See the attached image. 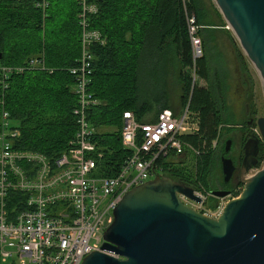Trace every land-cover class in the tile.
I'll return each instance as SVG.
<instances>
[{
	"label": "trees",
	"instance_id": "16d2710c",
	"mask_svg": "<svg viewBox=\"0 0 264 264\" xmlns=\"http://www.w3.org/2000/svg\"><path fill=\"white\" fill-rule=\"evenodd\" d=\"M93 1L98 12L90 18L91 28L107 40L105 46L94 49L90 87L99 104L87 111L103 153L101 176L115 175L130 155L122 144L125 112H132L140 123H155L163 110L177 114L189 105L198 115L199 131L183 136L190 148L183 155L161 160L158 170L180 185L209 195L206 206L215 209L219 202L211 196L215 144L225 128L231 132L242 125L229 105L232 74L238 75L247 93L254 84L248 59L228 24L213 0L210 4L205 0ZM79 14L76 0H50L45 13L32 0H0V67H23L31 58L43 56L53 71L13 73L7 81L4 109L20 132L15 145L20 150L55 158L75 138L78 124L74 110L78 103L70 70L82 54ZM193 18L203 51L196 63L190 34ZM217 34L229 40L234 56L231 62L225 54L215 53ZM144 77L150 86L149 95L142 92ZM168 77L174 82L172 95L160 88ZM199 81L207 86L202 87ZM1 115L0 107V125ZM249 124L257 128L254 121H247ZM225 147L226 143L222 152L228 156ZM258 159L255 169H261L264 161L262 143ZM221 185L235 197L240 193L236 189L243 187L240 183L225 185L224 179ZM0 264H4L1 256Z\"/></svg>",
	"mask_w": 264,
	"mask_h": 264
},
{
	"label": "built area",
	"instance_id": "2783aa9c",
	"mask_svg": "<svg viewBox=\"0 0 264 264\" xmlns=\"http://www.w3.org/2000/svg\"><path fill=\"white\" fill-rule=\"evenodd\" d=\"M32 1L43 13L50 7V0ZM76 1L80 7L82 54L70 73L75 78L78 130L61 155L50 158L16 148L20 132L4 109L11 74L33 69L53 73L44 57L31 58L23 67H0V256L4 264L11 259L14 264H82L88 255L101 250L104 240L100 235H104L108 222L111 225L114 221V211L124 196L155 177L161 160L183 155L189 146L182 137L199 131L198 115L189 105L177 114L163 110L155 123H140L132 112H125L122 144L130 155L115 175L101 176L103 153L87 111L99 104L90 87L94 49L105 46L107 40L90 25L91 16L98 12L96 3ZM197 32L193 18L190 34L194 63L203 54ZM15 194L18 197H12ZM195 194L201 203L179 196L185 205L212 218H218L229 202L218 198L216 208L211 209L206 206L208 195Z\"/></svg>",
	"mask_w": 264,
	"mask_h": 264
},
{
	"label": "water",
	"instance_id": "95a60500",
	"mask_svg": "<svg viewBox=\"0 0 264 264\" xmlns=\"http://www.w3.org/2000/svg\"><path fill=\"white\" fill-rule=\"evenodd\" d=\"M214 2L264 83V0ZM257 126L260 135L253 134L244 145L239 174L244 189L218 218L185 205L179 195L196 203L202 199L192 188L155 171L153 180L124 196L104 232L101 250L82 264H264V168L248 177L259 163L264 117ZM221 164L228 185L237 168L228 157ZM211 195L226 198L229 193Z\"/></svg>",
	"mask_w": 264,
	"mask_h": 264
},
{
	"label": "rangeland",
	"instance_id": "374dc122",
	"mask_svg": "<svg viewBox=\"0 0 264 264\" xmlns=\"http://www.w3.org/2000/svg\"><path fill=\"white\" fill-rule=\"evenodd\" d=\"M205 1L208 4H210V0H205ZM213 2H214V0H213ZM228 27H227V29H228ZM229 31H231L233 33V31L231 29H229ZM233 36L235 37L234 33H233ZM235 39L237 40L236 37H235ZM215 43L218 47L216 49L215 53L220 54V52H221V54L222 53L225 54L228 61L230 60L229 62H231V59L234 58V56H233V49L231 46H229V40L226 39L225 36H221L220 34H217V39H216ZM238 44H239V42H238ZM239 46H240V44H239ZM202 56H203V54H202ZM233 63H234V60L232 61L231 72H234ZM248 63L250 64L249 73H250L251 79H253V81H254L252 90L249 91V93H247L246 89H244L243 83L237 74L233 73L231 80H230L232 90H231V95L229 96V105L231 106L232 111H233L234 115L236 116V120L238 121V123H241L242 125L235 127V129H233L231 132H228L226 128L224 129L225 131L223 130L222 139L217 144V152H216V157H215L216 159L214 158L216 161L214 163V167L212 168V176H211V185L213 187L212 191L222 190L221 189V187H222L221 183H222L224 177H223L221 161H222V157L224 156L222 151H223V148L225 146V143L227 145V142L231 141L228 156L230 155L231 158H232V156L234 158H236V156L239 153L243 152L242 148H243L244 143L248 139H250V137L253 134L254 135H260L259 130H258V126H257V128H253V126L251 124L248 126V125H246V123H247V121L251 120L257 124L258 119L264 117V83H263L258 71L249 62V60H248ZM192 77H193V79L197 80V77L195 76L194 72L192 74ZM198 83L202 87L207 86V84L204 81H199ZM147 84L148 83H147L146 77H144L142 79V85L144 86L142 88V92L144 95H149V93H150V86ZM164 84L165 85L161 84V86H160L161 90L166 91V92L168 91L172 95L173 89H174L173 80H171L168 77V78H166V80H164ZM225 149H226V147H225ZM238 160L237 161L234 160V162H235L236 166H239L237 168L240 171V168H241L240 163L241 162H239ZM179 162H180V160L177 161V163H179ZM263 168H264V161H263V164L261 166V169H255L254 168L249 173V176L255 175L256 171H260ZM153 178L150 180H153ZM235 184H238V183L234 182L233 185H235ZM243 189H244V186L238 187L236 189L238 192H240L239 195L242 193ZM205 196H207V195H205ZM209 197L210 196L208 195V198ZM232 198L235 199L237 197L232 195L230 198H228V197L225 198L224 201H230V199L232 200ZM109 225L110 224L108 222L107 228L109 227ZM100 237L103 239V234H101ZM92 244L95 245L96 242L92 241ZM102 245H103V243H102ZM12 260L13 259H11L9 262H7L5 264H12ZM14 260H16L17 263H20L17 259H14Z\"/></svg>",
	"mask_w": 264,
	"mask_h": 264
},
{
	"label": "flooded vegetation",
	"instance_id": "af4514ba",
	"mask_svg": "<svg viewBox=\"0 0 264 264\" xmlns=\"http://www.w3.org/2000/svg\"><path fill=\"white\" fill-rule=\"evenodd\" d=\"M250 125V124H249ZM247 142V141H246ZM245 142V143H246ZM245 143H244V145H245ZM244 145H243V152L242 153H239L237 156H236V158H234L233 156H232V158L230 157V155L229 156H223V157H228V158H231L232 160H233V162H234V160H238L239 162H241L240 164L242 165V161H243V158H244ZM243 154V155H242ZM222 157V158H223ZM235 166H236V164H235ZM237 167H239V166H236V168ZM239 174H240V171H239V169L237 168L236 169V172H235V174H234V176L232 177V180L230 181V183L233 185L234 184V182H237V183H240V177H239ZM229 185V184H228ZM240 189V188H239Z\"/></svg>",
	"mask_w": 264,
	"mask_h": 264
}]
</instances>
